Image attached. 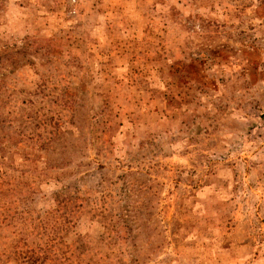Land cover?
I'll use <instances>...</instances> for the list:
<instances>
[{
	"label": "rangeland",
	"instance_id": "374dc122",
	"mask_svg": "<svg viewBox=\"0 0 264 264\" xmlns=\"http://www.w3.org/2000/svg\"><path fill=\"white\" fill-rule=\"evenodd\" d=\"M0 264H264V0H0Z\"/></svg>",
	"mask_w": 264,
	"mask_h": 264
}]
</instances>
